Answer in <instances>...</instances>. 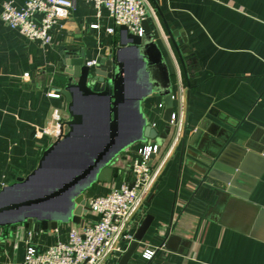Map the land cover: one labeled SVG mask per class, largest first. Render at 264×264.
<instances>
[{"label":"crops","instance_id":"crops-1","mask_svg":"<svg viewBox=\"0 0 264 264\" xmlns=\"http://www.w3.org/2000/svg\"><path fill=\"white\" fill-rule=\"evenodd\" d=\"M7 1L21 8L26 0H0V189L37 168L71 111L87 124L78 148L93 149V137L106 131L105 101L77 92L67 100L65 52L77 50L87 62H99L115 57L125 40L106 10L98 17L86 0H78L44 46L3 23ZM143 1L171 74L173 111H183L184 126L168 154L173 129L157 140L169 126L165 107H159L163 99L152 94L142 101L146 124L157 133L145 141L161 145L151 169L161 167L132 218L133 237L151 220L134 258L147 264L141 255L157 248L151 264H264V0ZM167 28L187 38L185 67ZM122 52L131 90L138 94L147 86L143 66L135 49ZM141 133L136 109L127 103L121 111L119 143L127 147L116 164L119 176L111 183L95 182L86 198L106 195L127 180L136 150L145 142ZM82 219L89 224L97 217L88 212ZM74 225L26 230L22 240L6 229L0 235V264H21L28 245L44 251L65 241ZM123 254L108 264H119Z\"/></svg>","mask_w":264,"mask_h":264},{"label":"water","instance_id":"water-1","mask_svg":"<svg viewBox=\"0 0 264 264\" xmlns=\"http://www.w3.org/2000/svg\"><path fill=\"white\" fill-rule=\"evenodd\" d=\"M118 28L125 40L115 57L111 55L89 66L83 52L70 50L65 52L63 63L67 69H62L69 78L63 90L67 100L73 92H77L84 98L105 101V134L101 138L93 137V149L83 151L78 148V140L83 139L82 131L87 124L82 115L71 111L70 119L61 126L56 142L44 152L37 168L26 178H18L0 189V235L7 229L22 240L26 230L53 231L62 224H84L82 215L89 212L86 191L95 182L111 183L119 176L120 169L116 164L127 147L119 143L121 111L127 103L135 107L141 120L140 137L144 141L157 137L156 131L147 126L141 112V103L146 97L155 94L163 99L164 120L170 123L174 112L171 74L152 29L146 20L143 22V36L133 35L123 26ZM167 32L185 67L182 55L190 54V49L186 48L187 38L181 31L167 28ZM174 38L179 42L176 43ZM181 48H184L183 52ZM126 49H135L143 66L147 86L138 94L131 90L128 62L122 52ZM64 126L69 129L67 133H64ZM169 129L168 126L157 140L165 139ZM155 156H151L150 164ZM54 169L63 170L53 172ZM150 224V218L142 223L119 264L130 261L132 264H143L134 255Z\"/></svg>","mask_w":264,"mask_h":264},{"label":"built area","instance_id":"built-area-1","mask_svg":"<svg viewBox=\"0 0 264 264\" xmlns=\"http://www.w3.org/2000/svg\"><path fill=\"white\" fill-rule=\"evenodd\" d=\"M78 0H26L18 8L13 1L2 5L1 20L24 38L39 41L44 46L51 43V31L66 20ZM99 17L106 10L116 27H126L129 33L143 36L146 9L143 0H86ZM37 16L40 18L37 20ZM98 25L91 28L96 29ZM114 28L108 29L114 33ZM97 61H90L89 66ZM51 97H59L57 94ZM173 96V101H174ZM164 108L163 104L159 105ZM184 126V113L173 112L169 127L173 138L169 152L180 141ZM161 145L145 141L137 148L127 180L108 194L86 198L89 212L97 219L82 226H72L65 241H59L44 251L28 245L21 264H108L109 259L125 253L134 241L131 233L132 218L142 198L149 192L159 176L160 167L151 169V156L157 155ZM157 248L147 249L141 258L154 260Z\"/></svg>","mask_w":264,"mask_h":264}]
</instances>
